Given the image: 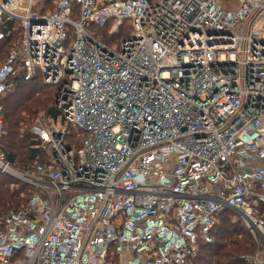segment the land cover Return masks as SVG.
<instances>
[{"label":"built area","instance_id":"2783aa9c","mask_svg":"<svg viewBox=\"0 0 264 264\" xmlns=\"http://www.w3.org/2000/svg\"><path fill=\"white\" fill-rule=\"evenodd\" d=\"M224 1L0 0V41L17 34L0 171L31 187L0 264H188L227 210L261 247L241 258L264 264V0ZM109 22L129 33L106 43ZM20 73L57 87L61 120L36 119L48 161L17 174L1 141Z\"/></svg>","mask_w":264,"mask_h":264},{"label":"trees","instance_id":"16d2710c","mask_svg":"<svg viewBox=\"0 0 264 264\" xmlns=\"http://www.w3.org/2000/svg\"><path fill=\"white\" fill-rule=\"evenodd\" d=\"M127 25L125 23L120 32L112 34L110 33L112 22L97 29L102 40L112 44L116 36L123 39L129 33L130 29L126 30ZM16 36L17 34H14L0 41V58L10 51ZM10 82L9 93L3 99L5 133L1 146L14 168L26 169L33 162L34 166L38 162H47L48 156L32 132L22 129L32 124L34 116L40 110H45L47 115L53 118L60 116V111L56 108L57 87L45 84L39 75L26 80L24 73L14 76ZM53 99L55 106L50 105ZM67 128L65 137L67 147L78 148L82 144V137L77 135L71 125ZM30 195L29 184L15 180L0 171V229L3 228V216L26 206ZM220 217L221 222L216 225L213 233L215 237L213 242L200 243L198 253L188 264H249L241 258V255L247 252L255 253V241L247 233V227L236 220L229 210L223 212Z\"/></svg>","mask_w":264,"mask_h":264},{"label":"rangeland","instance_id":"374dc122","mask_svg":"<svg viewBox=\"0 0 264 264\" xmlns=\"http://www.w3.org/2000/svg\"><path fill=\"white\" fill-rule=\"evenodd\" d=\"M232 1L235 2V3H229V2H227V1H224L225 6H227V7H231V6H234V5H235V7H236V6H237L236 0H232ZM120 40H121V37H118V38H117V36H116V38H114L112 41H114V43H117V42H120ZM11 49H12V48H11ZM11 49H10V50H11ZM48 88H50V87H48ZM8 93H9V91L7 92V95H8ZM36 95H37V94H36ZM50 105L55 106V104H54V99L52 100V102H51ZM42 114H46V115H47V112H46L45 110H40L39 112H37V114L34 116V118H33V120H32V124H31L30 126H28L27 128H26V127L23 128L22 131H26V132H29V133H30V132H31V128H32L34 122H35L36 119H37L40 115H42ZM50 119H51V121L54 122V123H58V122H60V120H61L60 116H59L58 118L50 117ZM60 124H61V123H60ZM33 166H34V162L32 163V165H31L29 168H26V169H20V168L15 167V169H16L17 171L21 172V173H23L24 171H25V173H28V172H29L28 170H31ZM26 170H27V172H26ZM5 174L9 175L10 177H12V178L15 179V180L17 179V180H19V181H22L18 176L13 175L12 173H5ZM13 185H14V184H13ZM24 207H26V206H24ZM233 217H234L236 220H239V221H241V222L244 224V221H243L242 219L238 218L237 216L235 217L234 215H233ZM220 219H221V217L218 218V222H217V224H220V222H221ZM244 225H245V224H244ZM245 227H246V225H245ZM215 230H216V227L214 228L212 234L214 233ZM247 233H248L249 236H250L251 238H253V240L255 241V252H256L259 248L261 249L259 243L256 242V240L254 239L253 235L250 233V231H249L248 229H247ZM213 239H215L214 235H213ZM245 254H249V255H250V254H254V253H253V252H252V253H251V252H247V253H245Z\"/></svg>","mask_w":264,"mask_h":264},{"label":"water","instance_id":"95a60500","mask_svg":"<svg viewBox=\"0 0 264 264\" xmlns=\"http://www.w3.org/2000/svg\"><path fill=\"white\" fill-rule=\"evenodd\" d=\"M15 172H16L17 174H20V173H21V172L17 171L16 169H15Z\"/></svg>","mask_w":264,"mask_h":264}]
</instances>
